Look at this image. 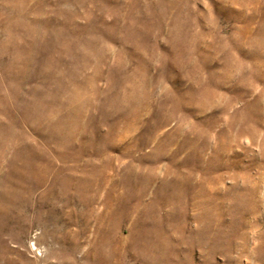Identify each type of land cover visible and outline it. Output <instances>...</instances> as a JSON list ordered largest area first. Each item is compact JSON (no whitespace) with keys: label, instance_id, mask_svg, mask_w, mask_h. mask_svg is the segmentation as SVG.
<instances>
[{"label":"rangeland","instance_id":"374dc122","mask_svg":"<svg viewBox=\"0 0 264 264\" xmlns=\"http://www.w3.org/2000/svg\"><path fill=\"white\" fill-rule=\"evenodd\" d=\"M0 264H264V0H0Z\"/></svg>","mask_w":264,"mask_h":264}]
</instances>
